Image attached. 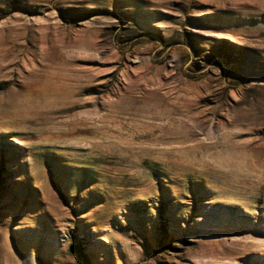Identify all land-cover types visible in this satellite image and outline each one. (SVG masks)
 <instances>
[{
	"label": "rangeland",
	"instance_id": "374dc122",
	"mask_svg": "<svg viewBox=\"0 0 264 264\" xmlns=\"http://www.w3.org/2000/svg\"><path fill=\"white\" fill-rule=\"evenodd\" d=\"M0 264H264V0H0Z\"/></svg>",
	"mask_w": 264,
	"mask_h": 264
}]
</instances>
